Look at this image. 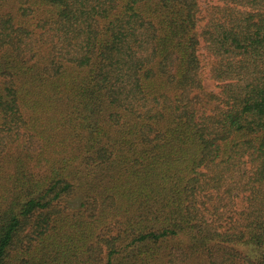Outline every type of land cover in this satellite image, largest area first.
<instances>
[{"label":"trees","instance_id":"trees-1","mask_svg":"<svg viewBox=\"0 0 264 264\" xmlns=\"http://www.w3.org/2000/svg\"><path fill=\"white\" fill-rule=\"evenodd\" d=\"M215 1L0 0V264H264V0Z\"/></svg>","mask_w":264,"mask_h":264},{"label":"rangeland","instance_id":"rangeland-1","mask_svg":"<svg viewBox=\"0 0 264 264\" xmlns=\"http://www.w3.org/2000/svg\"><path fill=\"white\" fill-rule=\"evenodd\" d=\"M199 2V7L201 9V15H200V21H199V31L206 25L207 20H208V12L207 10L210 9L211 6L218 4L215 0H198ZM199 55L201 59V64H202V77H203V83L205 88H207L208 91H218L217 83L212 80L211 74H210V69L212 65V59L209 57L205 43L201 41V46L199 48ZM183 239L174 241L171 243V248L172 249V254H171V261L172 264H177L181 261V259H185V256L182 257V254L184 251L180 250L178 248L179 243ZM178 243V244H177Z\"/></svg>","mask_w":264,"mask_h":264}]
</instances>
